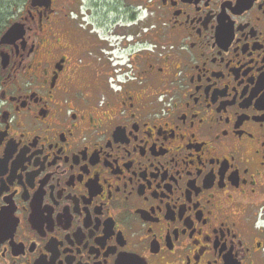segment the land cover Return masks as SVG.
Segmentation results:
<instances>
[{
	"label": "flooded vegetation",
	"instance_id": "flooded-vegetation-1",
	"mask_svg": "<svg viewBox=\"0 0 264 264\" xmlns=\"http://www.w3.org/2000/svg\"><path fill=\"white\" fill-rule=\"evenodd\" d=\"M264 264V0H0V264Z\"/></svg>",
	"mask_w": 264,
	"mask_h": 264
},
{
	"label": "water",
	"instance_id": "water-1",
	"mask_svg": "<svg viewBox=\"0 0 264 264\" xmlns=\"http://www.w3.org/2000/svg\"><path fill=\"white\" fill-rule=\"evenodd\" d=\"M117 264H137V262H135V260H130V259H120Z\"/></svg>",
	"mask_w": 264,
	"mask_h": 264
}]
</instances>
